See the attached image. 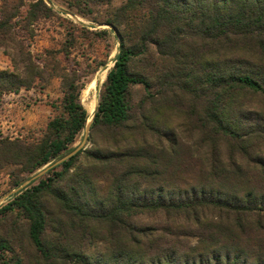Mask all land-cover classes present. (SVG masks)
I'll return each mask as SVG.
<instances>
[{
  "label": "trees",
  "instance_id": "obj_1",
  "mask_svg": "<svg viewBox=\"0 0 264 264\" xmlns=\"http://www.w3.org/2000/svg\"><path fill=\"white\" fill-rule=\"evenodd\" d=\"M112 2L67 3L90 16ZM21 7L3 10L4 35ZM52 13L30 5L32 21ZM104 22L119 52L93 148L0 209L26 225L33 251L25 258L0 237V264H264V0H124ZM20 57L0 71V99L46 74L31 53ZM136 86L147 93L137 110ZM81 89L67 83L37 141L0 139V170L30 175L68 152L89 119Z\"/></svg>",
  "mask_w": 264,
  "mask_h": 264
},
{
  "label": "rangeland",
  "instance_id": "obj_2",
  "mask_svg": "<svg viewBox=\"0 0 264 264\" xmlns=\"http://www.w3.org/2000/svg\"><path fill=\"white\" fill-rule=\"evenodd\" d=\"M43 1L53 9V13L49 18L32 21L29 17L30 5L37 0H24L23 3L19 0H0V23L5 8L8 12H14L18 5H22L19 16L10 22L7 34L0 32V71H12L11 58L21 59L20 51L25 56L31 53L40 65V71H46L43 80H36L32 89L22 90L17 95H5L0 99V139L33 142L41 138L48 123L62 113L60 103L70 81L82 88L80 101L89 119L85 130L68 152L33 174H25L17 166H5L0 170V209L23 188L33 182L37 184L50 170L81 149L93 148L89 126L93 122L92 117L108 72L114 67L119 52V32L104 21L124 0H113L111 6L93 7L94 13L90 16L70 8L67 3L69 0ZM146 96L141 86L131 90V104L136 110ZM253 101L258 106L262 105L257 99ZM171 120L177 124L181 120L180 114L176 112ZM142 222L150 221L142 219ZM25 227L16 215L7 218L0 216V237L12 240L22 256L32 259L33 251L24 232H21Z\"/></svg>",
  "mask_w": 264,
  "mask_h": 264
},
{
  "label": "water",
  "instance_id": "obj_3",
  "mask_svg": "<svg viewBox=\"0 0 264 264\" xmlns=\"http://www.w3.org/2000/svg\"><path fill=\"white\" fill-rule=\"evenodd\" d=\"M109 26V25H108ZM111 29H114L113 27H111V26H109ZM116 34H117V32H116ZM118 35V34H117ZM93 118H94V116L92 117V121H93ZM89 128H90V126H89Z\"/></svg>",
  "mask_w": 264,
  "mask_h": 264
}]
</instances>
